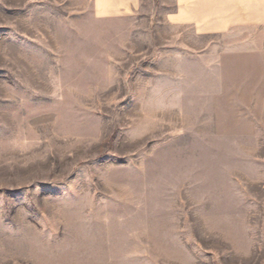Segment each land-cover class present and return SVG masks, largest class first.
<instances>
[{"label":"rangeland","instance_id":"obj_1","mask_svg":"<svg viewBox=\"0 0 264 264\" xmlns=\"http://www.w3.org/2000/svg\"><path fill=\"white\" fill-rule=\"evenodd\" d=\"M0 264H264V32L0 0Z\"/></svg>","mask_w":264,"mask_h":264},{"label":"crops","instance_id":"obj_2","mask_svg":"<svg viewBox=\"0 0 264 264\" xmlns=\"http://www.w3.org/2000/svg\"><path fill=\"white\" fill-rule=\"evenodd\" d=\"M106 19L159 15L170 25L190 24L200 33L264 32V0H89Z\"/></svg>","mask_w":264,"mask_h":264}]
</instances>
